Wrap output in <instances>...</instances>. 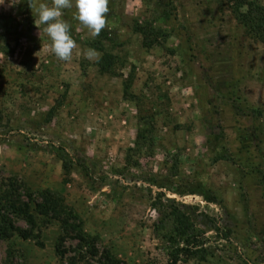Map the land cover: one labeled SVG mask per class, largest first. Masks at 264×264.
<instances>
[{
	"label": "rangeland",
	"instance_id": "rangeland-1",
	"mask_svg": "<svg viewBox=\"0 0 264 264\" xmlns=\"http://www.w3.org/2000/svg\"><path fill=\"white\" fill-rule=\"evenodd\" d=\"M39 3L50 0H32L33 11L28 0L0 4V191L13 180L35 197L61 194L96 255L80 259L59 223H36L30 237L0 241V264H98L106 253L167 264L149 205L157 194L183 206L205 247L177 264H264V43L227 0H108L114 73L99 71L102 53L74 8L63 19L76 48L68 61L55 57L33 24ZM163 12L169 36L145 47L135 22ZM145 122L152 144L129 151ZM58 145L88 158L100 191L64 174Z\"/></svg>",
	"mask_w": 264,
	"mask_h": 264
},
{
	"label": "trees",
	"instance_id": "trees-1",
	"mask_svg": "<svg viewBox=\"0 0 264 264\" xmlns=\"http://www.w3.org/2000/svg\"><path fill=\"white\" fill-rule=\"evenodd\" d=\"M227 2L237 24L251 37L264 43V4L259 0H227ZM164 16L165 12L159 15L154 22H135L134 31L142 36L145 47L160 44L161 38L166 39L169 36L162 24L166 19ZM72 38L77 41L76 37L72 36ZM90 46L102 53L97 63L99 71L114 73L119 56L112 51L115 44L109 38L108 32L103 29L98 36L93 38ZM126 89L127 87H125V92ZM48 113L52 116V108ZM140 118L145 121L147 116H140ZM152 129L151 122H145L143 127L139 125L129 151H139L141 145L146 141H150L152 144L150 138ZM53 147L59 150L58 155L65 175L74 170L85 179L91 190L100 191V187L95 184L94 176L90 171L92 167L86 156L74 146H70L68 149L61 145L51 148ZM30 148L46 149L45 146L38 144H32ZM4 186L0 191V241L9 238L14 233L26 239L30 237L31 229L36 226V223L42 226L57 222L61 226V240L64 238L76 239V248L80 259L84 260L87 256L95 257V245L92 241H88L83 232L82 220L67 206L61 194L45 189L35 197L21 183H16L13 180ZM149 205L157 214L154 230L163 239V246L168 255L167 264H177L182 261L183 257H196L198 254L203 257L205 247L198 239L200 231L181 204L165 200L157 194L150 200ZM16 218L22 219L29 228L16 225ZM97 262L98 264H122L121 260L108 255V253L102 258L99 257Z\"/></svg>",
	"mask_w": 264,
	"mask_h": 264
},
{
	"label": "clouds",
	"instance_id": "clouds-1",
	"mask_svg": "<svg viewBox=\"0 0 264 264\" xmlns=\"http://www.w3.org/2000/svg\"><path fill=\"white\" fill-rule=\"evenodd\" d=\"M5 0H0L4 4ZM20 0H11V3H19ZM33 11L32 0H28ZM74 8L73 16L92 36H98L106 26V14L108 13V0H50V3H39L33 12V24L42 29L50 39V51L62 61H68L72 57L76 43L70 33V25L63 19L64 10ZM95 50L89 49L85 56L91 59L95 56Z\"/></svg>",
	"mask_w": 264,
	"mask_h": 264
}]
</instances>
